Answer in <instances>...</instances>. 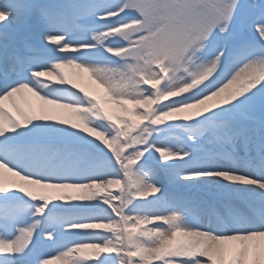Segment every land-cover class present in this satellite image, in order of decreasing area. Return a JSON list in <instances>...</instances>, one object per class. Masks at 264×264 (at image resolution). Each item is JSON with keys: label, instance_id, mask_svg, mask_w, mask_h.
I'll return each instance as SVG.
<instances>
[{"label": "snow or ice", "instance_id": "snow-or-ice-1", "mask_svg": "<svg viewBox=\"0 0 264 264\" xmlns=\"http://www.w3.org/2000/svg\"><path fill=\"white\" fill-rule=\"evenodd\" d=\"M53 261L264 264V0H0V264Z\"/></svg>", "mask_w": 264, "mask_h": 264}, {"label": "rangeland", "instance_id": "rangeland-1", "mask_svg": "<svg viewBox=\"0 0 264 264\" xmlns=\"http://www.w3.org/2000/svg\"><path fill=\"white\" fill-rule=\"evenodd\" d=\"M63 71L65 72L66 76L69 79H71L74 83L80 85L81 87H84L85 89H87L89 92H91L93 94H96L98 92V89L96 88L95 84L91 83L88 80L87 74L81 73L79 70L71 69V68H66ZM35 103H37V101L33 102V104H35ZM6 106H9L8 103H6ZM109 191H118V189H116L115 186H114ZM95 231L99 232V231H102V230H95ZM86 242H92V241H86ZM43 251L51 252V251H53V249L52 248H44ZM53 264H59V262L58 261H53Z\"/></svg>", "mask_w": 264, "mask_h": 264}, {"label": "bare ground", "instance_id": "bare-ground-1", "mask_svg": "<svg viewBox=\"0 0 264 264\" xmlns=\"http://www.w3.org/2000/svg\"><path fill=\"white\" fill-rule=\"evenodd\" d=\"M29 101L32 102V103H33V102H36V101H35V98H32V97H30V96H29ZM6 103H8V102H6Z\"/></svg>", "mask_w": 264, "mask_h": 264}]
</instances>
